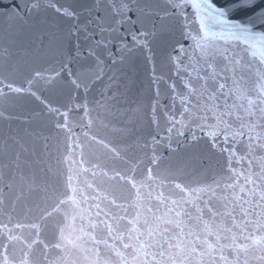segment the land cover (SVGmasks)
I'll return each instance as SVG.
<instances>
[{
    "label": "snow or ice",
    "instance_id": "snow-or-ice-1",
    "mask_svg": "<svg viewBox=\"0 0 264 264\" xmlns=\"http://www.w3.org/2000/svg\"><path fill=\"white\" fill-rule=\"evenodd\" d=\"M30 14L28 45L55 63L5 60L0 98L67 100L38 96L48 135L5 137L0 264H264V0H0V18Z\"/></svg>",
    "mask_w": 264,
    "mask_h": 264
},
{
    "label": "water",
    "instance_id": "water-1",
    "mask_svg": "<svg viewBox=\"0 0 264 264\" xmlns=\"http://www.w3.org/2000/svg\"><path fill=\"white\" fill-rule=\"evenodd\" d=\"M27 23H21L15 20H7L0 18V65L5 60L19 64L21 71L27 73L33 68L48 69L50 65H54L55 61L48 53H42L34 51L31 46L28 45V38L35 32L37 27L43 20V16L37 17L30 14L27 17ZM22 46L27 47L28 51H22ZM5 49H8L5 52ZM148 66L142 61L138 60L134 66L126 69L128 78L133 84V91L130 98H134L136 90L140 89L147 82ZM50 75V72L45 71V76ZM23 77L19 76L16 79L14 86H23L28 88L27 84H22ZM5 91H7L5 89ZM31 91H35L33 88ZM43 95L46 98L47 103L51 107L55 108L66 103L67 93L59 84H53L51 86L44 85L41 93H37L36 96L30 95L29 92L22 93H9V99L5 100L0 98V112H4L5 115H11L13 119L4 120L0 119V155L4 151V141L8 134L22 137V142L26 145L33 143L34 137L27 135L29 132H34L40 135H48L50 132L49 121L50 117H40L37 113H40L44 107L38 96ZM133 125L128 123V127ZM124 127L121 119L114 121V129L119 130ZM116 130H102V134L120 148L125 147L127 144L132 143L133 137L127 134H123ZM78 134L79 128L74 129ZM147 131L146 124H140L137 126L136 135H140L142 132ZM150 154V153H149ZM140 155H143L140 153ZM16 187L23 188L25 192L28 190V184L33 177L29 171L25 168L20 174L15 175ZM141 177L137 176V179ZM6 177L0 173V189L3 188V184Z\"/></svg>",
    "mask_w": 264,
    "mask_h": 264
}]
</instances>
